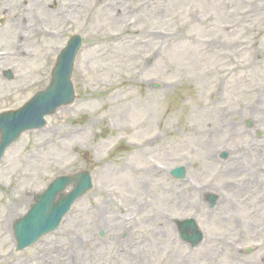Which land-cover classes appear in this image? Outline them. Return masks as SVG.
Listing matches in <instances>:
<instances>
[{"label":"rangeland","instance_id":"374dc122","mask_svg":"<svg viewBox=\"0 0 264 264\" xmlns=\"http://www.w3.org/2000/svg\"><path fill=\"white\" fill-rule=\"evenodd\" d=\"M75 32L73 102L0 161V264H264V0H0V111L48 83ZM79 169L92 188L15 251L33 195Z\"/></svg>","mask_w":264,"mask_h":264},{"label":"water","instance_id":"95a60500","mask_svg":"<svg viewBox=\"0 0 264 264\" xmlns=\"http://www.w3.org/2000/svg\"><path fill=\"white\" fill-rule=\"evenodd\" d=\"M80 46L81 37L78 34L71 36L56 58L48 86L38 91L20 109L0 113V158L5 148L14 142L22 131L41 127L44 124V115L53 113L57 107L69 104L74 99L71 74ZM172 174L182 178L183 169L176 168L172 170ZM71 182L73 189L55 200L58 191ZM88 187L90 175L86 171L79 172L73 178H56L42 194L36 196V203L28 213L15 222L17 248H23L41 234L55 228L70 203ZM185 239L195 244L201 236L194 233L192 237Z\"/></svg>","mask_w":264,"mask_h":264},{"label":"bare ground","instance_id":"6f19581e","mask_svg":"<svg viewBox=\"0 0 264 264\" xmlns=\"http://www.w3.org/2000/svg\"><path fill=\"white\" fill-rule=\"evenodd\" d=\"M127 28H129V26H128ZM130 32H131L132 34H133V33H136L135 30H130ZM229 171H230L231 173H233V174H236L238 171H241V169L235 166V168H234V167H231V168L229 169ZM207 192H208V191H207ZM5 211L7 212V214L5 215L7 218H8V217H12V215L14 214V207H13V204H9V205H7V206L5 207ZM8 212H9V213H8ZM57 231H60V230H57Z\"/></svg>","mask_w":264,"mask_h":264}]
</instances>
